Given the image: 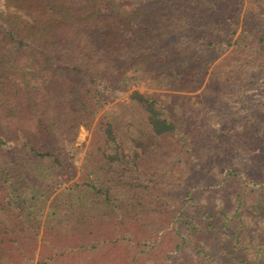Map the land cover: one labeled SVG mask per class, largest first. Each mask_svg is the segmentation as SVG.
<instances>
[{
    "label": "trees",
    "instance_id": "16d2710c",
    "mask_svg": "<svg viewBox=\"0 0 264 264\" xmlns=\"http://www.w3.org/2000/svg\"><path fill=\"white\" fill-rule=\"evenodd\" d=\"M244 1L0 0V264H34L40 240L38 264H264V232L202 198L224 191L264 224V110L206 129L187 103L165 116L130 90L149 76L202 85L159 29L181 13L190 46L237 49L264 72V0ZM109 104L121 110L99 116Z\"/></svg>",
    "mask_w": 264,
    "mask_h": 264
},
{
    "label": "rangeland",
    "instance_id": "374dc122",
    "mask_svg": "<svg viewBox=\"0 0 264 264\" xmlns=\"http://www.w3.org/2000/svg\"><path fill=\"white\" fill-rule=\"evenodd\" d=\"M251 0H245L243 3V13L247 6H250ZM186 15L181 13L169 17L165 16L163 21L164 26H160V31L166 40H173L178 49L181 52L184 51L185 58L183 59L184 71L192 70L195 74H203L206 72L205 79L201 86L196 87L195 81L186 79L184 85L175 88H168L165 85H161V80L164 78H153L151 76L144 77L142 80L134 82L130 85V90H140L143 93H147L161 99L168 107L160 106V114L167 115L166 110H183V104L187 103L186 110H195V114H200L198 125L206 129H218L221 128L222 119L226 110H243L245 108L260 106L264 110V72L261 68L255 64L253 58L248 55H244L239 50L231 48L227 53L220 55L216 58H212L207 53V49L203 46H190V37L186 34L187 19ZM161 37V38H163ZM189 48V49H187ZM204 48V49H203ZM190 62H188V60ZM201 66L196 68L195 65L200 63ZM198 66V65H197ZM204 69L202 70V68ZM126 96V95H125ZM126 101L129 98L125 97ZM119 101V100H118ZM116 103V102H115ZM114 104V103H113ZM113 104L107 105L99 114L102 116L107 111L121 110V108L113 109ZM190 114V113H189ZM188 114V115H189ZM196 116V115H195ZM98 118L95 121L97 122ZM94 124V125H95ZM92 130H88L83 127L79 133L77 139V151L78 158L76 159L78 166L77 179L83 170L84 164L87 161L86 153L90 148V144L93 142ZM69 184L64 183L61 188L67 187ZM202 198L204 202L208 203L216 213L226 218L221 212H225L230 216H235L237 213V220L245 221L250 228L255 231V237L259 238L264 232V224L255 220L254 216L245 214L243 210L235 209V205L229 202L226 198L224 191H203ZM43 215V219H45ZM43 236V223L41 228L40 238ZM256 240V239H255ZM171 240H166V248L170 250L173 245ZM213 246V240L210 241L209 247ZM43 248L42 241L40 240L36 248L34 264H38L40 259V252ZM173 252H175L173 250ZM183 253L191 256L190 250H182ZM116 254V253H115ZM193 256V255H192ZM21 255L19 252L11 260H5L6 264H22L19 260ZM180 264V263H177Z\"/></svg>",
    "mask_w": 264,
    "mask_h": 264
}]
</instances>
